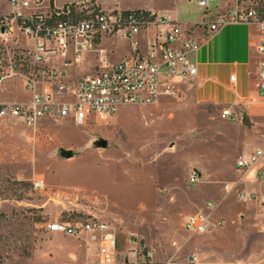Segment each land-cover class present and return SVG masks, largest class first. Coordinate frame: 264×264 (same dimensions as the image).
I'll return each mask as SVG.
<instances>
[{
	"label": "rangeland",
	"instance_id": "rangeland-1",
	"mask_svg": "<svg viewBox=\"0 0 264 264\" xmlns=\"http://www.w3.org/2000/svg\"><path fill=\"white\" fill-rule=\"evenodd\" d=\"M73 1L87 7L93 1L103 12L146 7L176 15L180 25L205 15L209 19L218 5L215 0H208L207 8L200 7L198 0ZM8 11L7 2L0 0V12ZM163 30L157 27V31ZM16 41L19 48L32 50L31 41L24 37L18 36ZM104 46L120 54L125 41L112 38ZM19 52L14 42H8L6 50L0 47V60H6L7 55L17 60ZM0 62L5 68L6 62ZM20 65L25 67L23 62ZM86 68L78 65L70 75L82 74ZM0 101L28 103L30 95L20 80L12 79L3 83ZM205 109L183 105L179 98L160 97L150 105L119 107L107 125L79 126L70 118H44L33 126L19 119L0 120V214L10 223L0 227V234L8 237L10 247L25 240L34 245L30 258L13 253L3 264L77 259L76 246L85 242L87 235L52 233L48 226L53 222L73 226L87 220L110 226L119 252L131 247L129 239L151 254L153 264L170 259L176 252L172 243L181 244L184 237L181 221L191 215L193 204L208 194L204 190L211 188L212 197L222 189L226 192V181L235 175L231 170L235 160L246 159L252 149L264 145L256 134L261 129L255 128L236 137L233 148L226 143L223 109ZM191 170L200 175L195 185L188 183ZM34 182L43 185L34 189ZM228 205L223 201L220 207L235 208Z\"/></svg>",
	"mask_w": 264,
	"mask_h": 264
},
{
	"label": "built area",
	"instance_id": "built-area-1",
	"mask_svg": "<svg viewBox=\"0 0 264 264\" xmlns=\"http://www.w3.org/2000/svg\"><path fill=\"white\" fill-rule=\"evenodd\" d=\"M11 13L0 17V47L6 50L8 42H14L17 60L8 56L6 66L0 65V89L7 80L18 79L30 95L28 103L0 102V120H21L33 126L39 120L70 118L79 126L107 125L121 106L154 104L160 97L178 98L179 83L196 76V64L191 61L201 41L178 23L164 18L148 20L134 11L103 12L75 3L74 6L33 13L31 8L42 0H7ZM208 0H198L206 8ZM264 0H251L247 6L236 5L219 13L205 28L206 40L228 24H254L262 34L256 50L264 58ZM26 12V13H25ZM149 27H164L147 40L143 51L137 36ZM18 36L31 41L32 50L18 47ZM103 37H119L129 41V51L118 61H112L99 46ZM91 56L93 65L81 74L71 76L69 71ZM25 63L21 67L20 63ZM1 63V62H0ZM233 78H231L232 80ZM257 94L264 100V59L257 69ZM232 112L224 109L222 119L232 118ZM264 120V103L261 110ZM259 140L264 144L263 132ZM264 159V145L255 147L246 159L236 162V169L247 171ZM200 176L195 170L188 175V183L195 185ZM256 182L264 185V171L258 168ZM42 182H34L40 189ZM239 201L255 202L264 207V194L237 191ZM213 208V204H208ZM182 227L188 235H201L210 228L206 215L197 213L182 219ZM48 230L71 236L86 234L98 241L97 264H153L152 256L138 241L129 240L130 248L117 250L113 229L103 222L87 220L73 226L53 222ZM178 251L181 246L172 243Z\"/></svg>",
	"mask_w": 264,
	"mask_h": 264
},
{
	"label": "crops",
	"instance_id": "crops-1",
	"mask_svg": "<svg viewBox=\"0 0 264 264\" xmlns=\"http://www.w3.org/2000/svg\"><path fill=\"white\" fill-rule=\"evenodd\" d=\"M5 1L9 11L0 12V17L11 13L10 5L7 0ZM250 1L215 0L218 5L209 19L205 15L199 21L186 20L181 23L194 38L201 41V45L197 54L190 58L196 64V76L179 83L178 98L183 105L197 106L203 111H206V107H210L213 112L229 109L233 115L232 118L226 119V143L231 144L233 148L236 137L247 134L250 129H261L263 132L264 120L261 110L264 100L258 96L256 88L258 65L264 59L256 50L262 34L254 24H228L204 40L205 28H202L200 24L213 21L217 14L238 4L247 6ZM72 3L76 1L52 0L50 5L49 0H42L41 4L32 7L30 11L47 13ZM91 3L95 10L100 11V5L97 7L93 1ZM137 9V11L153 13L155 19L164 18L171 23L179 22L176 15L157 13L146 7ZM113 11L123 10L114 9ZM151 28L152 30H149ZM156 31L157 28L149 27L138 34L137 40L143 51L146 41L152 40ZM112 38L119 37H103L99 46L105 50L112 61H118L128 54L129 41L122 38L125 41V48L117 54L114 48L104 46V42ZM85 59V62H80L71 69L84 64L87 66L83 72L85 73L93 65L91 56H86ZM71 69L69 73L73 71ZM75 75L81 74L73 72L71 76ZM261 132L256 133L258 137L262 134ZM236 162L237 159L231 167L234 177L231 181H226V192L222 189L218 195L212 197L210 195L212 189L207 188L204 193L208 192V194L202 199L203 201L200 199L191 207V215L203 213L208 217L209 230L201 235H188L183 230L181 221L184 233L181 244H178L181 248L162 264H264V208L255 202L237 199V191L264 194V185L256 182L258 168L264 171V159L247 171L237 170ZM210 198L213 199V203L205 202ZM223 201H226V207L229 206L228 203H232L235 208L221 209L220 204ZM208 204H213V208H208ZM127 243L130 244L129 239ZM81 244L76 246L77 259L71 261L65 258V261L60 263L62 259L53 258L50 264H97L98 241L92 240L91 236L87 235L85 242ZM65 249L64 252L68 253V249ZM90 252L92 257H89ZM79 255L82 257L80 261Z\"/></svg>",
	"mask_w": 264,
	"mask_h": 264
},
{
	"label": "trees",
	"instance_id": "trees-1",
	"mask_svg": "<svg viewBox=\"0 0 264 264\" xmlns=\"http://www.w3.org/2000/svg\"><path fill=\"white\" fill-rule=\"evenodd\" d=\"M50 5H52V0H49ZM75 3L65 5L64 7L67 6H74ZM93 9L94 6H92ZM261 10H264V7H261ZM135 13L141 14L144 18L151 20L154 18V15L148 13V12H143V11H134ZM264 12V11H263ZM10 224L9 221L7 220V217L3 214H0V227L3 224ZM6 227V226H4ZM9 238H12L14 241H19V238L14 236L13 234L8 233ZM23 239H26L25 237ZM8 237L6 235H1L0 234V264H3L5 261L9 260L11 257V254L17 253L19 257L21 258H30L32 251L34 250V245L33 242H30L28 240H25L24 244H20L18 247L13 246L10 247L9 244H7Z\"/></svg>",
	"mask_w": 264,
	"mask_h": 264
},
{
	"label": "water",
	"instance_id": "water-1",
	"mask_svg": "<svg viewBox=\"0 0 264 264\" xmlns=\"http://www.w3.org/2000/svg\"><path fill=\"white\" fill-rule=\"evenodd\" d=\"M68 156H70V153H68Z\"/></svg>",
	"mask_w": 264,
	"mask_h": 264
}]
</instances>
